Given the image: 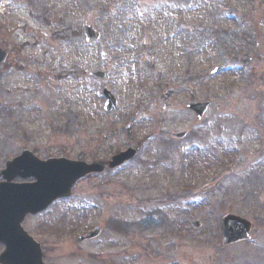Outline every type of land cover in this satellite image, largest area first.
I'll use <instances>...</instances> for the list:
<instances>
[{
	"label": "rangeland",
	"instance_id": "374dc122",
	"mask_svg": "<svg viewBox=\"0 0 264 264\" xmlns=\"http://www.w3.org/2000/svg\"><path fill=\"white\" fill-rule=\"evenodd\" d=\"M0 44V167L141 149L28 221L47 264H264V0H0ZM229 214L249 241L223 246Z\"/></svg>",
	"mask_w": 264,
	"mask_h": 264
},
{
	"label": "water",
	"instance_id": "95a60500",
	"mask_svg": "<svg viewBox=\"0 0 264 264\" xmlns=\"http://www.w3.org/2000/svg\"><path fill=\"white\" fill-rule=\"evenodd\" d=\"M87 42L100 35L92 27L85 28ZM104 60H109L108 54H103ZM8 60V53L0 46V70ZM218 68L214 71L217 73ZM90 76L107 80L108 74L99 71L91 72ZM105 97L104 110L119 113L120 108L108 89L103 92ZM1 106V104H0ZM209 103H191L186 106L192 111L198 122L204 118ZM187 132L173 134L175 139H183ZM140 152V148L132 146L127 152L113 157L112 161H97L92 164L69 161L67 159H51L48 162L30 158L31 153L25 151L23 156L8 163L6 173L24 170L27 175L24 178H34L36 183L22 186L3 184L0 186V242L6 246L5 252L0 257L1 264H44L40 246L30 239L21 228L23 219L27 214H37L47 209L52 202L59 198H69L72 189L78 181L91 175L104 173L107 169H116L126 162L134 159ZM17 175H19L17 173ZM12 175L8 179H14ZM195 229L200 228L198 222L192 225ZM252 225L245 219L234 215H228L222 220V237L224 246H229L250 239ZM101 229L80 238V242L97 238Z\"/></svg>",
	"mask_w": 264,
	"mask_h": 264
},
{
	"label": "flooded vegetation",
	"instance_id": "af4514ba",
	"mask_svg": "<svg viewBox=\"0 0 264 264\" xmlns=\"http://www.w3.org/2000/svg\"><path fill=\"white\" fill-rule=\"evenodd\" d=\"M28 151L31 153V156L30 158L34 159V157H36L38 160L40 161H47V159H43L41 156H40V153L35 150V149H25L23 150L19 155H14L13 157L11 158H7L4 162V166L3 167H0V185L2 184H11V185H14V186H22V185H27V184H33L35 182L34 179H24L23 176L27 175V173L24 171V170H21L19 172H14V173H11V172H8L6 173V169L8 167V163L11 162V161H15V160H18L22 157V154L24 153V151ZM17 173L19 175H17ZM12 175H15L16 177L14 179H11L9 180L8 178ZM63 200H57L55 201L54 203H52V205L44 212L42 213H38V214H29L27 215L24 219H23V222L21 224V227L23 228V230H25L27 232V234L32 237L41 247V250L42 252L44 253V249H43V242L41 240H39L36 235L31 232V230H28L27 229V223L30 219H33V218H38L40 217L41 215H43L44 213H46L47 211H49L51 208L55 207L58 203L62 202ZM42 227H40L39 229H37L38 231H40L41 234H43L42 232L44 231L41 230ZM5 250V246L0 242V257H1V254L3 253V251ZM44 261L46 262L45 258H44ZM1 264V263H0Z\"/></svg>",
	"mask_w": 264,
	"mask_h": 264
}]
</instances>
